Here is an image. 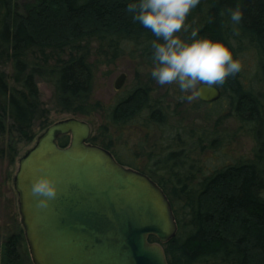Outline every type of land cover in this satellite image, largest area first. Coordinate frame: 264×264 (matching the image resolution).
Listing matches in <instances>:
<instances>
[{"label": "trees", "instance_id": "trees-1", "mask_svg": "<svg viewBox=\"0 0 264 264\" xmlns=\"http://www.w3.org/2000/svg\"><path fill=\"white\" fill-rule=\"evenodd\" d=\"M129 2L33 0L25 13H18L12 0H0V134L10 121L9 128L19 140H33L32 125L44 116L38 79L53 87L62 113L88 118L100 110L113 126L135 125L143 119L149 128L166 127L170 116L148 86L135 87L108 107L92 98L91 42H97L99 56L107 57V49L119 56L133 45L154 63L151 42L156 37L133 19ZM238 3L244 16L236 25L228 9ZM187 22L182 38L191 39V30L199 29L201 35L236 42L233 53L242 69L223 84H215L221 98L211 105L230 109L228 114L243 123L255 143L251 157L216 166L194 181L200 167L191 153L203 150L206 143L214 150L223 144L221 137L204 129L192 130L185 139L172 137L159 154L148 157L152 166L141 171L94 137L89 143L110 151L121 165L147 174L167 197L178 199L180 208L168 198L177 223L176 235L163 245L169 264H264V0H201ZM247 52L252 53L250 62ZM194 103L205 105L198 98ZM69 139L62 135L57 143L66 146ZM156 176L161 179L156 181ZM19 236L5 242L4 264H17ZM149 241L157 238L150 236Z\"/></svg>", "mask_w": 264, "mask_h": 264}, {"label": "water", "instance_id": "water-1", "mask_svg": "<svg viewBox=\"0 0 264 264\" xmlns=\"http://www.w3.org/2000/svg\"><path fill=\"white\" fill-rule=\"evenodd\" d=\"M125 77L115 81L116 91ZM200 87L202 103L221 98L218 86ZM90 134L84 120L58 121L18 161L14 189L33 264H169L163 245L177 223L167 195L147 174L89 143ZM62 135L70 137L66 146L57 143ZM43 174L57 179L58 193L41 208L32 182Z\"/></svg>", "mask_w": 264, "mask_h": 264}, {"label": "rangeland", "instance_id": "rangeland-1", "mask_svg": "<svg viewBox=\"0 0 264 264\" xmlns=\"http://www.w3.org/2000/svg\"><path fill=\"white\" fill-rule=\"evenodd\" d=\"M33 0H12L14 10L18 13H25L26 6ZM189 21V20H188ZM188 24L186 20V25ZM183 31V30H182ZM182 31L179 35L182 36ZM90 61L93 65V100L101 105H114L121 96L128 94L135 87L148 86L153 90V97L162 102L161 106L166 109L170 116L166 120V129L156 127V130L149 128L142 122L135 125L119 126L107 123L102 111L97 110L88 118L73 116L69 113H62L58 110L54 99L53 87L41 80H37L41 109L44 116L35 119L31 133L34 138L31 142L18 139V135L10 130V121H7L6 131L0 134V264H4L1 255L3 246L9 238L21 236L20 244L16 248L17 264H33L28 244L24 236V230L20 223L18 196L14 189V177L18 168V161L36 143L37 139L52 124L69 119L78 118L89 123L91 127L90 137H94L98 143L108 145L109 149L115 152L126 164L131 163L139 171L145 170L152 164L149 156L159 154L164 146L170 144V139L179 136L183 139L189 137L192 130H205L207 134H214L221 137L222 146L218 149H211L209 144L201 151L192 152L191 159L195 158L200 172L193 178L198 181L202 173L210 169L221 167L227 163H233L237 159L251 157L255 143L251 136L245 131L243 123L235 116H230L228 108H218L217 105L205 104L198 106L187 100H181V90L176 84H158L151 76V68L154 63L142 57L140 50L133 45L127 46L123 53L115 54L107 49V57L99 56L97 53L98 44L93 41L89 45ZM36 58V56H33ZM252 53L247 52L246 60L250 62ZM100 61V62H98ZM9 66V65H8ZM6 72L11 73L9 67ZM125 74L123 87L116 91L114 84L117 78ZM225 101V100H222ZM225 106V105H224ZM216 107V108H215ZM219 112V113H218ZM217 121V122H216ZM218 121H221L218 123ZM104 127L106 131L104 132ZM164 133V134H163ZM209 134V135H210ZM170 135V137H169ZM191 145L189 148L191 149ZM178 150L179 146H174ZM156 181L161 179L154 177ZM171 202L179 204L175 196L168 197ZM180 208V204L178 205ZM178 208V214H179ZM19 236V237H20ZM15 263V262H14Z\"/></svg>", "mask_w": 264, "mask_h": 264}, {"label": "clouds", "instance_id": "clouds-1", "mask_svg": "<svg viewBox=\"0 0 264 264\" xmlns=\"http://www.w3.org/2000/svg\"><path fill=\"white\" fill-rule=\"evenodd\" d=\"M201 0H130L127 8L133 19L150 29L156 39L151 42L154 66L151 76L160 85L176 84L182 92L181 100L192 102L200 96L201 85L223 84L229 76L242 69L240 59L234 56V39L228 42L201 35L191 30V39L179 33L187 29L186 20ZM228 13L238 25L244 16L240 3ZM238 31V29H235ZM47 162L41 164L47 169ZM32 192L40 197L39 207H47L58 193V181L43 174L32 182Z\"/></svg>", "mask_w": 264, "mask_h": 264}, {"label": "flooded vegetation", "instance_id": "flooded-vegetation-1", "mask_svg": "<svg viewBox=\"0 0 264 264\" xmlns=\"http://www.w3.org/2000/svg\"><path fill=\"white\" fill-rule=\"evenodd\" d=\"M124 166V165H123ZM126 167H128V166H126ZM130 168V167H129Z\"/></svg>", "mask_w": 264, "mask_h": 264}]
</instances>
